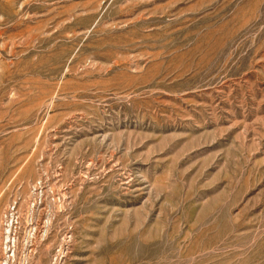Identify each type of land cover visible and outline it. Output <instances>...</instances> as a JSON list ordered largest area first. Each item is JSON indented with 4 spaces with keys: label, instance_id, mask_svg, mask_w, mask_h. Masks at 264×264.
<instances>
[{
    "label": "rangeland",
    "instance_id": "1",
    "mask_svg": "<svg viewBox=\"0 0 264 264\" xmlns=\"http://www.w3.org/2000/svg\"><path fill=\"white\" fill-rule=\"evenodd\" d=\"M0 264H264V0H0Z\"/></svg>",
    "mask_w": 264,
    "mask_h": 264
}]
</instances>
